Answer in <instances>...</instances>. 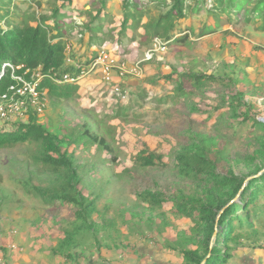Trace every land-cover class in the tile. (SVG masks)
<instances>
[{
  "label": "trees",
  "instance_id": "16d2710c",
  "mask_svg": "<svg viewBox=\"0 0 264 264\" xmlns=\"http://www.w3.org/2000/svg\"><path fill=\"white\" fill-rule=\"evenodd\" d=\"M11 1L0 0V95L8 93L10 86L18 87L19 80L16 77L31 81L34 73H40L43 77L37 85L38 90L46 89V97L59 106L71 104L78 97L79 85L56 83L49 75L68 73L77 76L79 73L80 68L66 63L65 38L73 30L79 28L77 33L89 35L88 48L99 47L114 38L101 24L105 16H110L108 0H85L81 8L72 7L74 1L81 0H16L35 7L21 13ZM211 1L212 8L207 9L210 15L234 17L242 11L243 15L250 17L246 19L260 18L264 27V0ZM206 2L122 0L123 20L119 26L118 41L122 43L128 39V42H133L138 38L145 45L157 37L168 42L169 46L174 43L192 47L195 40L190 35L194 31L190 26L185 29L180 27V21L186 20L190 13L199 12ZM45 3L47 12L42 11ZM242 4L246 5L245 8ZM248 4L252 6L247 8ZM73 9L78 15L75 18L67 15ZM65 18L70 20L67 22ZM128 31H131L130 36ZM215 31L213 26L204 25L197 37ZM91 53L96 55L95 51ZM168 79L174 83L173 87L164 97L156 98V102L168 104L171 101L174 107L182 97L191 98L215 81L216 77L189 68L176 79L172 76H168ZM145 96L146 93L141 92L137 100ZM242 96L239 93L226 104L230 107L231 115L237 119L229 128H218L215 132L206 133L194 131L193 134L184 135V141L177 142L178 147L171 154L176 181L171 183L167 191L151 187H140L136 191L137 198L133 204L134 210L129 211L130 218L142 216L137 213L140 210L141 214L148 215V223H154L164 203L170 201V214L190 222L188 233L180 230L176 240L164 243L165 248L178 252L182 257L181 264H226L233 257L235 247L249 241L254 242L249 244L252 248L264 249V123L248 111L252 104H246L243 100L234 103L237 97ZM132 109L130 105L118 106L112 115L104 116L87 110L93 114V122H84L69 134L61 135L49 130L40 121L36 111L29 107L28 118L24 122L16 120L7 125L8 128H0V149H10L18 144H25L32 149L29 150L31 162H27L23 170L19 167L16 169L19 171L16 184L23 194L41 201L44 216H62V237L52 252L63 264H70L72 249L84 244L88 237L99 242L100 249H105L107 244H100V235L103 240L113 233L122 235L117 215L121 219L125 218L123 212L127 208L120 206L117 214L112 211V199L106 196L108 188L116 186L118 180L130 176L135 169L166 166L162 161L164 155L145 148L133 156L132 167L113 173L117 181L112 182L110 178H101L104 165L97 170L92 156L89 161L81 159L80 162L75 158V147L68 152L71 146L80 145L83 152L94 148L95 153L100 155L96 154L100 157V164L116 163V127L108 126L107 121L138 122L141 116L132 112ZM247 123L251 127L245 132ZM95 125L97 128H93ZM241 140H255L257 148L252 154L245 157L235 155L231 160L229 144ZM103 152L109 153L110 158L102 159ZM240 162L247 164L249 171L237 175L232 168ZM97 173L100 177H93ZM247 178L250 180L240 191ZM238 192L239 196L235 198ZM66 208L71 214L62 215V210ZM222 209L219 219H216ZM168 226H173V222L166 217L161 218V228ZM214 234L213 245L210 246ZM102 263L114 264L112 261Z\"/></svg>",
  "mask_w": 264,
  "mask_h": 264
},
{
  "label": "rangeland",
  "instance_id": "374dc122",
  "mask_svg": "<svg viewBox=\"0 0 264 264\" xmlns=\"http://www.w3.org/2000/svg\"><path fill=\"white\" fill-rule=\"evenodd\" d=\"M11 2L19 7L20 13L35 8L28 6V2H17L16 0ZM108 2L107 8L110 16H105L101 24L104 30L111 32L114 38L108 41L107 51L122 58L116 59L113 65H126L128 64L126 60L134 62L141 60L144 53L151 48L150 41L142 45L136 38L133 42L124 39L120 43L118 34L120 23L123 20L122 0H108ZM84 4L85 0L74 1L72 7L81 8ZM211 4L212 1L208 0L205 8L203 7L197 13H190L186 20L180 21V27L185 29L190 26L193 29L194 32L190 38L195 40L194 46L186 47L174 43L173 46L168 45L167 51L160 54L154 53L149 61L142 60L139 64L140 76H130L124 80V86L131 91L132 98L130 102L121 105L129 106L131 103L132 112L141 117L138 122L124 123V121L115 119L107 121L108 126L116 127L114 148V154L117 156L116 163L100 164V157L97 156L99 154L95 153L94 148L87 152H83L80 145L71 146L68 149L69 152L75 147L74 155L80 162L81 159L84 162L89 161L92 156L97 170L104 165L101 178L103 180L110 178L112 182L116 180L113 173H120L124 168L132 167L133 156L142 149L148 148L150 151L164 155L162 161L166 163L163 168L158 166L143 170L135 169L133 174L121 181L118 180L116 186L107 189L106 196L112 199L111 206L115 214L120 206L127 208L123 212L125 218L121 219L117 215V223L122 235L117 236L113 233L111 237L104 240L100 235L98 237L101 240L100 244H107L105 249H100L97 244L99 242L88 237L84 244L72 249L70 264H103L102 262L109 261L114 264H181L182 257L178 252L165 248L164 243L176 240L177 232L180 230L188 233L190 222L186 218L177 219L170 214L172 206L170 201L164 203L154 223H148V215L141 214L140 210L137 213L142 216L130 218L129 211L134 210L136 191L140 187L141 189L151 187L167 191L171 183L176 181L172 172L171 154L178 147L177 142L184 141L183 136L188 133L193 134L194 131L206 133L215 132L218 128H223V130L229 128L230 124L237 120L231 115L230 107L226 106L232 101L231 97L241 93L242 98L237 97L238 100L235 99L234 103L243 100L246 104H252V108L250 107L248 111L264 123L263 23L258 17L251 20L246 19L248 15H243L242 11L234 17L210 15L207 9L212 8ZM251 6L248 4L247 8ZM42 11H48L46 3ZM76 12L73 9L67 12V15L78 16ZM65 20L68 22L70 19L65 18ZM204 25L213 26L216 31L203 37H197ZM78 31L79 28L73 30L65 40L69 45L67 49L69 58L83 63L93 57L91 51L94 49L88 48L89 35L83 36L85 32H82L79 36ZM139 32L143 33V30L140 29ZM188 33L190 34L189 31ZM130 35L131 31H128V36ZM113 48L119 52L113 51ZM189 68L214 76L216 79L191 98L182 97L177 106L172 107L171 101L168 104H158L156 98L164 97L166 92L173 87L174 83L169 81L168 76L176 79ZM102 76V73L96 69L91 74H85L79 81L81 84H90L95 80L100 81ZM112 77L115 82H121L124 79L118 75L116 70L112 73ZM94 89H97V86ZM156 91H158V96H154ZM141 92H145L146 96L137 100ZM91 96L88 95L87 98L90 99ZM77 98L66 106L62 104L59 106L48 98L45 111L39 115L40 121L53 133L58 132V134L65 135L84 122H93V114L87 110H93L103 116L112 115L120 105L116 104L107 109L105 100H103L100 101L102 105L98 110L89 106L87 102L80 104ZM216 107H220L219 110ZM27 118L13 115L11 120H3L0 117V128L6 129L7 125L17 121L24 122ZM250 127L251 124L247 123L245 132ZM93 128H97L96 125ZM229 147L231 160L235 155L245 157L252 154L257 148L255 140L232 142ZM29 150L32 149L29 146L26 147L25 144H18L10 149H0V180L2 182L0 185V264H11L9 262L12 260L17 264H63V261L57 259L52 252V248L62 237L60 223L62 216L57 218L44 216L45 211L41 201L23 194L16 184L19 175L16 169L19 167L23 170L26 163L31 162ZM101 158H110V155L103 152ZM244 162L234 164L232 169L235 174L242 175L249 171L248 161L247 164ZM260 174H256L255 177ZM93 177L99 178L100 174L97 173ZM250 178L244 181L240 191ZM239 192L235 198L239 196ZM68 212L71 214V211L66 208L62 210V215ZM163 217L170 219L173 226L162 229L161 218ZM262 240L264 244V236ZM252 243L254 242H244L243 245L235 247L233 257L226 264H264V249L252 248L249 245ZM212 245L213 243H210V246ZM100 250L102 253L99 254Z\"/></svg>",
  "mask_w": 264,
  "mask_h": 264
},
{
  "label": "built area",
  "instance_id": "2783aa9c",
  "mask_svg": "<svg viewBox=\"0 0 264 264\" xmlns=\"http://www.w3.org/2000/svg\"><path fill=\"white\" fill-rule=\"evenodd\" d=\"M210 6H212V4ZM69 16L75 18V15L73 14H69ZM81 35L82 34L79 33V36ZM107 45H109V42L105 41L101 47L93 46L92 48L96 52V55L82 63L75 62L73 58H69V52H67L69 45L66 44V63L75 68H80V71L77 76L68 73L57 76L55 73H52V75H49L50 78L56 83H78L85 74H91L98 69V72L102 73L103 76L102 79H100V86L97 91H94L92 94L99 98L95 100V103H97V101L105 100L106 108L110 109L116 104H126L127 101L130 100L131 94L122 84L124 80L130 76H140L141 69L139 64L142 60L149 61L154 53L160 54L168 49V42L155 37L151 40V48L144 53L141 60L135 62L126 60L128 64L114 66V61L122 58L108 52ZM113 51L119 52L115 48H113ZM114 70L118 72V75L122 79L124 78L121 82H115L113 80L112 73ZM36 71L39 70L37 69ZM42 77L43 75L40 73H34L31 76V81H25L20 77H16L17 80H19L18 87L10 86L8 93L0 95V117L3 118V120H11L13 115L18 116L19 118L28 117L29 107L35 110L38 115H41L45 111L48 101V98L46 97L47 90L44 89L40 91L37 88ZM89 106L96 108L94 104H90ZM97 109L99 110L100 107H97Z\"/></svg>",
  "mask_w": 264,
  "mask_h": 264
},
{
  "label": "crops",
  "instance_id": "0c3cea01",
  "mask_svg": "<svg viewBox=\"0 0 264 264\" xmlns=\"http://www.w3.org/2000/svg\"><path fill=\"white\" fill-rule=\"evenodd\" d=\"M140 30V29H139ZM99 82V83H98ZM98 83V85H96L97 86V89H98V87L100 86V81H98V80H95V81H93V83H90V84H81V81H79L78 83H76V84H78L79 85V89H78V96H79V98H77L78 99V101L80 102V104H82L83 102H87V104L88 105H90V104H94L95 106H96V108L97 107H100V105H101V103H100V101H97V103H95V100H97V99H99L98 97H96V95H94V94H92V93H94V91H96L97 89H94L96 86H95V84H97ZM130 83V81L127 83V85ZM94 89V90H93ZM129 90V89H128ZM129 92L131 93V91L129 90ZM150 92H152V91H150ZM86 96V98H82V96ZM88 95H92L91 97L92 98H90V99H88L87 97H88ZM132 95V94H131ZM154 96H158V91H156V92H154ZM76 99V98H75ZM77 101V100H76ZM131 101V99L129 100V102ZM131 104V103H130ZM129 104V105H130ZM118 106H122L121 104L120 105H118ZM15 259V258H14ZM9 263H11V264H17V262H15V261H13L12 260V262H9Z\"/></svg>",
  "mask_w": 264,
  "mask_h": 264
},
{
  "label": "water",
  "instance_id": "95a60500",
  "mask_svg": "<svg viewBox=\"0 0 264 264\" xmlns=\"http://www.w3.org/2000/svg\"><path fill=\"white\" fill-rule=\"evenodd\" d=\"M263 171H264V170H263ZM263 171H261V172H259V173H262ZM223 209H224V208H223ZM223 209L219 212V214H218V216H217L216 219H219V216H220V214L222 213ZM214 237H215V234H214L213 237H212V241H211V243H213V241H214ZM202 264H203V263H202Z\"/></svg>",
  "mask_w": 264,
  "mask_h": 264
},
{
  "label": "clouds",
  "instance_id": "9594fccd",
  "mask_svg": "<svg viewBox=\"0 0 264 264\" xmlns=\"http://www.w3.org/2000/svg\"><path fill=\"white\" fill-rule=\"evenodd\" d=\"M131 94V93H130ZM132 98V95L130 96V99Z\"/></svg>",
  "mask_w": 264,
  "mask_h": 264
},
{
  "label": "bare ground",
  "instance_id": "6f19581e",
  "mask_svg": "<svg viewBox=\"0 0 264 264\" xmlns=\"http://www.w3.org/2000/svg\"><path fill=\"white\" fill-rule=\"evenodd\" d=\"M129 102V100L127 101V103Z\"/></svg>",
  "mask_w": 264,
  "mask_h": 264
}]
</instances>
